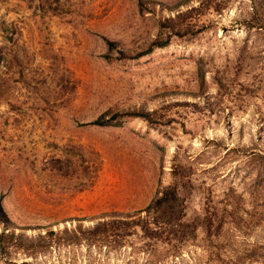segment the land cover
Here are the masks:
<instances>
[{
    "label": "rangeland",
    "instance_id": "obj_1",
    "mask_svg": "<svg viewBox=\"0 0 264 264\" xmlns=\"http://www.w3.org/2000/svg\"><path fill=\"white\" fill-rule=\"evenodd\" d=\"M0 204V264H264V0H0Z\"/></svg>",
    "mask_w": 264,
    "mask_h": 264
},
{
    "label": "trees",
    "instance_id": "obj_2",
    "mask_svg": "<svg viewBox=\"0 0 264 264\" xmlns=\"http://www.w3.org/2000/svg\"><path fill=\"white\" fill-rule=\"evenodd\" d=\"M109 47H113L115 44L113 41L107 42ZM167 42H162L160 39H155L153 42L149 44V47L141 52L139 54L140 56L149 53L154 48H161L165 47ZM94 123L97 124H103V120L98 119L95 120ZM175 173V172H174ZM179 199L178 193H177V181L174 182L172 185H170L168 188L164 189L160 196L155 197L149 205L145 208L146 216L141 221V228L143 229L145 235H147L149 228V220L147 215H152V221L153 223H161L164 226H174L177 225L178 222H176V212L178 208V203L176 201ZM166 213V217L163 219L160 217V214ZM122 214L121 212H111L110 215H119ZM125 215V214H123ZM160 218L162 220H160ZM106 220H102V224H106ZM0 223L2 224V229L0 230V241L3 239L5 240V243L7 241H10L14 238L16 235L15 231L11 229L9 226L11 224L10 219L8 215L6 214L5 210L3 209L2 205L0 204ZM100 223H97L96 225H93L92 227H89L86 231H88L91 234H97L100 229ZM79 229H81L80 224L78 226ZM52 230H48L46 233H51ZM102 237H106L105 234H102ZM5 243L0 245V251H3Z\"/></svg>",
    "mask_w": 264,
    "mask_h": 264
}]
</instances>
